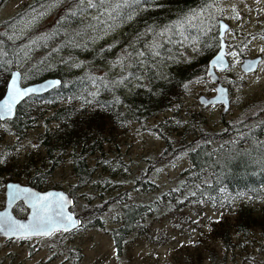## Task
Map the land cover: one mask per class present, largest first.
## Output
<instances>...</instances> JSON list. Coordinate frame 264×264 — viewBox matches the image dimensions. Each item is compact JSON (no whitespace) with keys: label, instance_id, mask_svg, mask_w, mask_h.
Segmentation results:
<instances>
[{"label":"rangeland","instance_id":"obj_1","mask_svg":"<svg viewBox=\"0 0 264 264\" xmlns=\"http://www.w3.org/2000/svg\"><path fill=\"white\" fill-rule=\"evenodd\" d=\"M124 1L93 0L97 7L89 9L84 6L87 0H84V5L80 0H0V31L12 41L23 43L14 67L20 71L22 83L26 84L22 64L29 59L33 43L48 37L56 21L65 11L71 10V13L76 11L84 19L91 20L78 44L88 49L104 47L105 57H100L97 65L94 61L87 59L85 62L74 57L65 60L64 64L63 60H52L50 65L56 68L59 64L67 72L91 65L99 74L107 75L115 82L113 86L118 93L126 96L142 79L135 77L139 69L148 64L143 57L138 58L137 53H145L148 49L146 44L155 42L163 45L165 37L147 29H130L134 14L146 5L126 8L122 6ZM216 3L222 11L213 9L201 15L209 35L215 28L217 34L219 19L229 24L225 41L230 65L220 73L221 81L229 89L226 112L221 113V105L204 107L198 103L199 95L213 94V84L198 73L186 84L175 105L141 122H129L109 131L102 151L115 167L114 175L105 172L97 152L88 157V162L95 166L92 179L76 187L72 160L68 152L64 153L63 159L51 167L46 180L49 188L62 189L72 195L71 210L80 217L81 225L71 232L58 231L46 237L0 238V264H264V227H248L240 231L233 226V211L238 208V201L216 208L205 204L169 205L166 213L156 211L143 219L146 231L129 233L121 239L119 247L111 235L112 228L119 224L120 208L108 201L119 196L120 200L150 202L160 192L175 186L183 170L190 165L184 153L160 156L164 140L152 129L154 125L168 119L172 125L164 132L173 145H177L179 140L193 139L194 129L223 131L227 124L250 121L251 117L264 118V0H216ZM51 4L55 6L50 7ZM81 7L83 11L79 10ZM40 12L43 15H37ZM33 16L36 19L31 22ZM9 20L6 28L1 26L3 21ZM186 31L184 35L187 36ZM3 32L0 34L5 35ZM193 44L197 51L193 50ZM162 50L163 54H172H165L167 60L158 64L159 70L163 71L174 65L196 67L203 56L196 38L188 36V40H184L178 34H175L172 44H164ZM233 51L236 52L235 57L231 55ZM256 55L262 56L257 69L243 73L239 69L242 58ZM117 57L121 58L120 63H116ZM139 60H143V64ZM150 65L157 70L153 60ZM124 77H127L126 82ZM53 125L46 126L40 120L21 136L7 133L0 137V154L6 153L5 165L0 170L2 192L8 180L27 184V169L29 173L36 169L44 170V162H41L43 153L37 138ZM117 158L123 165H118ZM139 176L153 181L155 187L144 191L135 182V177ZM240 202L253 210L261 203L258 199ZM97 208L102 212L99 214L101 225L92 223ZM22 211L21 215L13 212L17 217H24L27 210L23 207ZM224 230L227 232L226 241L221 236Z\"/></svg>","mask_w":264,"mask_h":264},{"label":"trees","instance_id":"obj_2","mask_svg":"<svg viewBox=\"0 0 264 264\" xmlns=\"http://www.w3.org/2000/svg\"><path fill=\"white\" fill-rule=\"evenodd\" d=\"M113 1L119 0H107L110 3ZM208 2L209 0H147L145 4L140 0V6L146 7L134 14L130 29L138 31L152 28L159 33L160 28L171 26L190 9L199 10L202 4ZM123 3L136 5L134 0H125ZM88 21L91 20L84 19L76 11H65L49 31L48 37L37 39L33 43L29 59L22 64L25 82L58 77L60 85L44 94L27 97L18 104L11 119L0 121V137L7 133L21 136L40 120L46 126L54 124L37 138L43 153L41 162H44V170L36 169L29 173L27 169L25 173L26 183L39 190L49 188L46 180L48 172L63 159L66 152L72 160L76 187L83 186L92 179L95 166L88 162V157L97 152L100 153L98 161L102 163L105 172L114 175L115 167L102 151L109 131L124 127L129 122H141L175 105L184 91L182 84H187L198 73L205 77L206 61L218 43L216 28L209 35L204 25L206 22L197 20L196 24L204 29V34H200L196 27L188 28L186 34L200 43L203 56L199 59V64L196 67L174 65L168 71H163L159 70L158 64L167 60L165 54L172 55L163 54L164 44H172L163 38L164 44L158 48V56L152 55L149 49L144 53L143 58L148 64L135 75L142 79L123 96L107 75L99 74L91 65L87 64L86 69L70 72L59 64L56 68L50 65L52 60H63L64 64L65 60L73 57L85 62L88 59L97 65L100 57H105L104 47L88 49L78 44L85 35V28L91 24ZM9 22L10 20L3 21L1 26L6 28ZM168 37L173 41L175 34L169 32ZM22 44L20 40L12 41L6 33L0 34V97L10 70L17 64ZM152 60L157 64L156 71L150 65ZM101 83L108 84L109 88L100 90L93 99L90 93L95 92L97 85ZM116 98L119 103H115ZM171 125L166 119L152 127L164 140L160 156L184 153L190 165L183 170L181 179L175 186L160 192L150 202H133L126 198L120 200L119 196L108 201L110 205L115 204L120 208L119 224L111 230L115 245L119 247L121 239L133 231L145 232L143 219L149 218L156 211L163 210L166 213L169 205L176 204H205L216 208L219 205L227 207L238 201L239 206L233 211V226L240 231H245L248 227H264V118L251 117L250 121L227 124L223 131L194 129L193 139L179 140L177 145H173L164 132ZM117 159L118 165H123L121 159ZM4 165L0 163V170ZM2 181L3 177L0 182V206L3 201ZM135 182L144 191L155 187V183L144 176L135 177ZM247 199H258L261 203L253 210L240 202ZM22 209L23 206L19 203L13 211L21 215ZM94 211L96 216H93L92 223L101 225L99 214L102 212L98 208ZM226 235V230L222 231L221 236L225 241Z\"/></svg>","mask_w":264,"mask_h":264},{"label":"snow or ice","instance_id":"obj_3","mask_svg":"<svg viewBox=\"0 0 264 264\" xmlns=\"http://www.w3.org/2000/svg\"><path fill=\"white\" fill-rule=\"evenodd\" d=\"M146 4L147 0H143ZM81 5H84V0H80ZM136 7L140 6V0H134ZM55 6L54 4L49 5ZM85 7L91 9L97 7V5L93 2V0H87ZM123 6L131 7V4H125ZM116 7H121V5H116ZM215 10L216 12L222 11L219 5L216 3V0H209L208 3H204L201 5L199 10L190 9L188 12L184 13L181 17H179L176 21L172 23L171 26L166 25L161 31L156 34L158 36H163L168 39L169 43L173 41L168 37L169 32H173V34H178L184 38V40H188V36L184 35L185 31L188 28L196 27L198 28L200 34H204V29L199 27L196 24L197 20L202 21V13L210 12L211 10ZM80 11H83V8H79ZM233 10H235L233 8ZM76 13H73L75 15ZM37 15H43V12L37 13ZM131 18V15L128 16ZM211 18V17H210ZM36 16L31 18V22H34ZM148 32H154L152 28L147 29ZM195 39V38H194ZM146 48H148L152 55L158 56L159 52L157 49L160 47L159 43L146 44ZM193 50L197 51L195 44H193ZM128 55V53H125ZM232 56H236V52L233 51L231 53ZM144 52L137 53V57H143ZM121 58L117 57L116 63H120ZM140 64H143V60H139ZM223 66V44H221V54L215 56L214 59L210 60L207 65V72H211V69L216 66ZM76 66L75 64L73 65ZM18 73H11V79L7 83V92L3 96V99L0 100V120L5 118H11L13 115V107L17 103V101L21 100L22 97H25L30 92L34 91V89L30 87H21L18 84ZM26 78V77H25ZM98 79V78H96ZM124 81H127V77L123 78ZM139 79V78H137ZM96 80L94 79V83ZM49 84H58L59 81H50ZM115 83V82H112ZM182 87H186V84H182ZM109 88L108 84L101 83L97 85V90L95 92L90 93L93 99L99 94V91L102 89ZM119 99H115V103H119ZM91 103V101H89ZM102 107L104 105H101ZM35 147V145L33 146ZM6 153L0 154V163L4 162V156ZM8 188L10 189L9 201L15 199H20L21 197L29 203L31 207V212L29 214V219L27 222H21L20 220L13 219L11 216L7 214V212L0 214L3 219H0V231H3L7 234H15L17 236H27L31 234H43L48 235L53 231L64 229L68 230L73 225H78L80 221L78 219H73V217L67 214L64 211L65 203H70L71 201L66 200L65 196L58 192H34L29 188H22L17 185L9 184ZM14 189V191H11Z\"/></svg>","mask_w":264,"mask_h":264},{"label":"water","instance_id":"obj_4","mask_svg":"<svg viewBox=\"0 0 264 264\" xmlns=\"http://www.w3.org/2000/svg\"><path fill=\"white\" fill-rule=\"evenodd\" d=\"M229 28V24L224 21L223 19H219L217 22V36H218V49L216 50V52L208 59L207 61V65L209 63L210 60L214 59L216 55L221 54V44H223V66L221 65H216L211 69V72H207L205 70V74L207 76V79L210 83H213V89H214V93L213 95L210 96H206V95H199L197 97V101L199 104H201L202 106H208L211 104H221L222 105V110L221 113L224 114L226 112V110L229 107V97H228V89L227 87L220 81L219 79V74L218 71H223L224 69H226L229 65L228 59L226 57V42L224 39V35L226 33V31ZM261 61V56L257 55L254 57H244L241 60V63L239 64V69L243 72V73H250L254 70H256L259 62ZM207 69V66H206ZM18 73L19 74V78H18V84L21 87H30L32 89H34V91L30 92L28 95H26L25 97H22L21 100L17 101V103L14 105L13 107V115L15 114V110L16 107L18 106V104H20L24 99H26L27 97L31 96V95H41L44 94L48 91H50L51 89H53L54 87L60 85V78L58 77H45L41 80L35 81V82H30V83H26V84H22L21 83V73L19 72L18 69L14 68L9 72V76L8 79L6 81V85H5V89H4V93L3 95L0 97V100L3 99V96L6 94L7 92V83L9 82V80L11 79V73ZM50 81H59L58 84H49L48 82ZM11 117V118H12ZM10 118V119H11ZM9 118H5L3 120H6ZM1 120V121H3ZM9 184H13V185H17L19 187L22 188H29L34 192H58L61 193L65 196L66 200L71 201L70 203H65L64 206V211L71 215L73 217V219H79V217L75 216L74 213L70 210V207L72 205V198L63 190L61 189H55V188H51V189H46V190H38L30 185L27 184H21L20 182L17 181H13V180H8L5 182L4 184V201H3V206L2 208H0V214H3L5 212H7V214L9 216H11L13 219H17L20 220L21 222H27L29 219V214L31 212V207L29 205L28 202H26L22 197L20 199H15L12 200L11 202L9 201V191L10 189L8 188ZM11 191H14V189H12ZM21 201L23 203V205L27 208V213L24 217H17L15 216V214L12 211L13 206L18 202ZM0 219H3L2 216H0ZM80 225V223L78 225H73L72 227H70L68 230H64V229H59L53 232H57V231H62V232H68L70 230H73L75 228H77ZM52 232V233H53ZM52 233H49L48 235H43V234H31V235H27V236H17L15 234H7L3 231H0V237L6 238V239H11V238H27V237H33V236H49Z\"/></svg>","mask_w":264,"mask_h":264},{"label":"flooded vegetation","instance_id":"obj_5","mask_svg":"<svg viewBox=\"0 0 264 264\" xmlns=\"http://www.w3.org/2000/svg\"><path fill=\"white\" fill-rule=\"evenodd\" d=\"M226 57H227V59L229 60V57H228V55H227V50H226ZM229 63H230V61H229Z\"/></svg>","mask_w":264,"mask_h":264}]
</instances>
